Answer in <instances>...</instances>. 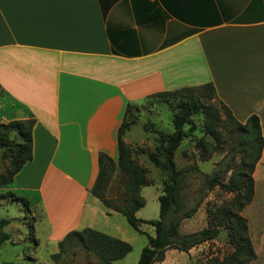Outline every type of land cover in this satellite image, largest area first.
Segmentation results:
<instances>
[{
    "label": "crops",
    "instance_id": "obj_1",
    "mask_svg": "<svg viewBox=\"0 0 264 264\" xmlns=\"http://www.w3.org/2000/svg\"><path fill=\"white\" fill-rule=\"evenodd\" d=\"M209 82L238 122L258 117L264 140V0H0V123L34 120L10 190L41 211L44 240L107 228L116 212L89 190L98 154L117 159L127 104ZM252 179L241 215L249 264H264V149Z\"/></svg>",
    "mask_w": 264,
    "mask_h": 264
},
{
    "label": "trees",
    "instance_id": "obj_2",
    "mask_svg": "<svg viewBox=\"0 0 264 264\" xmlns=\"http://www.w3.org/2000/svg\"><path fill=\"white\" fill-rule=\"evenodd\" d=\"M161 97H168L174 100L175 104L171 117L172 130L160 132L152 128L153 133L156 134V146L147 153L149 162L164 175L162 193L158 196L159 219L145 221L135 216L136 211L145 204L140 188L148 185V179L147 170L132 158L131 150L123 140L125 131L135 123V116L130 114L131 109L136 107L134 105H126L117 131L116 161L105 153L98 154V172L89 190L90 194L106 208L122 214L137 232H140L141 223H148L154 227V236H147V244L141 250L136 264L162 262L165 252L169 249L187 252L193 247L215 239L220 227L226 231L227 243L231 251L222 258L210 259L208 264L252 262L256 259V255L249 237L247 220L241 212L253 199L252 174L264 149L258 117L251 115L244 123L238 122L228 107L216 97L215 89L210 82L158 93L147 100ZM196 115L202 116L203 132V137L195 141L196 148H201L203 151L208 147L213 151L220 149L222 145H226L222 141V134L226 132L233 144L214 171L203 175L202 186L198 190L200 195L194 205L184 208L180 196L182 184L188 174L197 168L196 166L177 168L174 156L181 141L193 136L197 129L192 121V117ZM33 124L32 119L0 123V149L10 155L8 167L0 174V186L11 184L22 166L31 160ZM146 127L147 124L144 126L145 130ZM204 136L211 137L212 141L205 140ZM237 155L238 160L235 159ZM115 166L124 175L123 195L119 201L107 195ZM229 172L228 181L224 182ZM214 188L231 194V198L207 208L208 223L205 228L189 234H181L179 231L181 221L190 218ZM7 197L28 205L27 200L16 197L13 192L0 194V198ZM30 231L34 232L33 227ZM8 239L9 234L0 231V245ZM73 245L95 256L98 261L93 264H114L131 250L130 245L125 241L91 228H83L68 232L57 243L58 251L51 254V259L56 264H60L64 253Z\"/></svg>",
    "mask_w": 264,
    "mask_h": 264
},
{
    "label": "rangeland",
    "instance_id": "obj_3",
    "mask_svg": "<svg viewBox=\"0 0 264 264\" xmlns=\"http://www.w3.org/2000/svg\"><path fill=\"white\" fill-rule=\"evenodd\" d=\"M174 104L175 101L168 97L152 98L130 111V114L135 116V123L125 131L123 140L130 148L132 158L147 170L148 179V185L140 188V194L144 198L145 204L135 213V216L141 220L159 219L158 196L162 193L164 175L149 162L147 153L156 146V134L153 133L152 128L160 132L172 130L171 117ZM192 121L196 124L197 129L193 136H188L181 141L174 156L177 168L196 166L198 170L190 172L182 184L180 196L184 208L194 205L195 200L200 195L198 190L202 186L203 175L214 171L233 144L226 132L222 134V141L226 145H222L220 149L213 151L208 147L206 151H203L201 148H196L195 141L203 137L202 116L196 115L192 117ZM145 124H147V131L144 129ZM187 127L188 125L185 126V129ZM204 139L209 142L212 141L209 136H204ZM238 158L237 155L235 159L238 160ZM9 159V153L0 149V174L8 167ZM229 174L230 172L224 178V182L228 181ZM123 181L124 175L115 166L108 185V197L115 199V201L120 200L123 195ZM10 186V184L0 186V194L7 191L12 192ZM260 189L263 190V184L261 186L259 184L258 193L261 192ZM15 195L16 197L20 196V194ZM231 196L229 193L214 188L202 200L196 212L190 218L181 221L180 233L189 234L205 228L208 223L207 208L214 204L219 205L223 201L229 200ZM262 205L258 197L255 205L248 209L250 219L255 226L256 223L259 224V220L262 222L259 219L260 216L256 214ZM40 213L41 211L35 213L28 205L26 206L19 200L10 197L0 198V231L9 234V239L0 245V264H56L51 259V254L58 251L57 245L54 246L44 240L43 231L46 228V223L44 220H36ZM105 220L108 221L107 228L101 226L102 220L100 219L96 227L98 231L125 241L131 247L130 252L122 259L115 261L114 264H136L141 250L147 244V236H154V227L148 223H141L139 225L140 232H137L128 224L126 218L117 212L107 215ZM2 221L7 223H1ZM31 227L37 228L35 235L34 232L30 231ZM250 240L252 243V239ZM257 242L258 240L254 238L255 249L260 251L262 246L257 245ZM260 242H263L262 238H259V244ZM229 251H231V247L227 243L226 231L220 227L215 239L193 247L187 252L169 249L165 252L164 260L154 264H208L210 259L222 258ZM97 261L95 256L87 254L80 247L73 245L64 253L60 264H93Z\"/></svg>",
    "mask_w": 264,
    "mask_h": 264
}]
</instances>
